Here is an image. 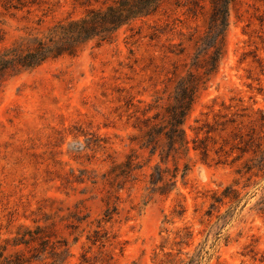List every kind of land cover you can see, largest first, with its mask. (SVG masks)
<instances>
[{
  "label": "rangeland",
  "instance_id": "374dc122",
  "mask_svg": "<svg viewBox=\"0 0 264 264\" xmlns=\"http://www.w3.org/2000/svg\"><path fill=\"white\" fill-rule=\"evenodd\" d=\"M117 1L0 0V53ZM187 4L0 77V264H264V0L231 1L219 51Z\"/></svg>",
  "mask_w": 264,
  "mask_h": 264
},
{
  "label": "trees",
  "instance_id": "16d2710c",
  "mask_svg": "<svg viewBox=\"0 0 264 264\" xmlns=\"http://www.w3.org/2000/svg\"><path fill=\"white\" fill-rule=\"evenodd\" d=\"M161 1L118 0L117 6L108 7L104 12L89 11L82 19L60 22L50 28L44 38L36 39L33 47L28 51L22 52L15 47L2 51L0 53V77L8 72H19L36 68L46 60L54 59L64 54L74 55L77 45L84 42L96 39L99 44L107 41L111 38V30L126 24L129 20L154 14ZM202 1L205 2L207 0H188L187 11L194 14ZM231 1L208 0L211 12L209 33L214 41L216 51H219V44L221 43L219 38L228 26V10ZM187 109L186 105L169 111L167 120L169 130L163 133L168 142L169 150L176 152L188 149L185 133L181 128ZM146 136L151 138L150 134H146ZM144 147H150L152 155L157 149L156 142L151 139L147 141V146ZM262 153L260 163L264 162V151ZM160 157L163 159L162 154ZM119 168L123 169L120 171L121 175L132 170V160L127 158L125 163L115 166L114 170ZM174 171V173L169 175V178H166V174L169 171L158 168L156 177L154 175L150 176V184L155 187L152 191L163 193V189L169 185L168 182L175 178L176 168Z\"/></svg>",
  "mask_w": 264,
  "mask_h": 264
}]
</instances>
